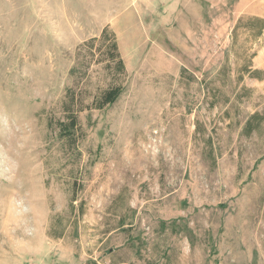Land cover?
<instances>
[{
	"label": "rangeland",
	"instance_id": "1",
	"mask_svg": "<svg viewBox=\"0 0 264 264\" xmlns=\"http://www.w3.org/2000/svg\"><path fill=\"white\" fill-rule=\"evenodd\" d=\"M255 17L264 0H0V264H264ZM105 28L123 74L85 47ZM68 91L89 108L74 174L48 127Z\"/></svg>",
	"mask_w": 264,
	"mask_h": 264
},
{
	"label": "trees",
	"instance_id": "2",
	"mask_svg": "<svg viewBox=\"0 0 264 264\" xmlns=\"http://www.w3.org/2000/svg\"><path fill=\"white\" fill-rule=\"evenodd\" d=\"M241 25H243V20L238 22L234 33ZM247 25L257 27V30L255 31L256 34L259 37H264V19L259 17L251 18ZM252 32H254L253 29ZM95 43H99L101 45L98 51L100 54L106 56L108 61L106 66L107 69L115 70V72L121 74L125 73V64L121 58L115 34L108 28H105L99 38L91 39L87 44H85V47L92 46ZM81 54L82 51L80 50L78 56ZM76 71L77 67L73 68L71 72L75 73ZM123 91L124 89L122 86L111 87L102 94L100 100L93 102L92 107L96 110L104 109L106 106L115 103ZM85 110H89V108L84 106L82 98L78 97L75 93L68 91L65 100L62 103L63 118L58 120L52 118L48 122L49 129L57 132L59 142L63 144V147L66 149V165L71 166L69 171L70 174L75 173V167L78 165V162L82 157L79 147L84 139V131L79 122V115ZM79 172L81 175L80 177H82L83 173L81 171ZM81 187H83L81 180L75 179L71 184L72 196L69 204L71 209L75 208V204L77 203L78 188ZM80 211L81 213L83 212L82 203L80 204ZM58 219L59 217L56 218V220ZM54 237L58 236L54 235Z\"/></svg>",
	"mask_w": 264,
	"mask_h": 264
}]
</instances>
